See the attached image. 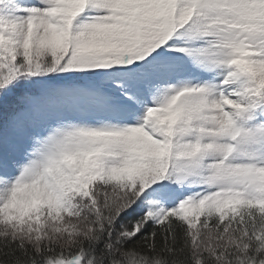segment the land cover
<instances>
[{
    "label": "snow or ice",
    "instance_id": "6c2138e0",
    "mask_svg": "<svg viewBox=\"0 0 264 264\" xmlns=\"http://www.w3.org/2000/svg\"><path fill=\"white\" fill-rule=\"evenodd\" d=\"M0 264H264V0H0Z\"/></svg>",
    "mask_w": 264,
    "mask_h": 264
}]
</instances>
